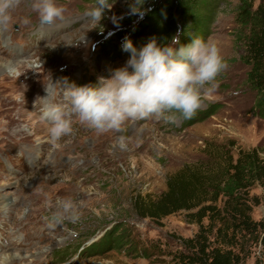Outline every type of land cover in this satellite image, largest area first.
<instances>
[{
  "label": "rangeland",
  "instance_id": "obj_1",
  "mask_svg": "<svg viewBox=\"0 0 264 264\" xmlns=\"http://www.w3.org/2000/svg\"><path fill=\"white\" fill-rule=\"evenodd\" d=\"M148 1L108 0L111 10L92 22L85 13L96 0H56L67 9L63 19L42 24L31 0H20L11 22L0 27V69L9 78L8 83L0 75V264H181L176 256L190 253L186 242L201 231L207 253H229L231 264H264L258 227L249 235L227 220L225 226L218 220L226 218L220 198L213 200V185L240 151L256 149L264 161V120L254 114L256 94L241 61L248 14L260 0H221L201 33L217 42L228 68L191 119L130 120L120 132L100 135L75 123L59 147L47 142V125L33 105L41 106L46 89L59 102L63 78L84 86L124 67L130 58L122 50L125 38L137 49L143 46L131 35ZM4 96L13 103L7 105ZM183 172L200 177L193 210L151 217L148 210L163 197L169 179ZM37 188L53 202L70 197L77 218L49 228L45 217L52 209ZM242 196L240 207L253 223L264 222L261 189L255 185ZM209 206L220 217L207 214L198 221V211ZM113 232L123 235L121 247L106 237Z\"/></svg>",
  "mask_w": 264,
  "mask_h": 264
},
{
  "label": "clouds",
  "instance_id": "obj_2",
  "mask_svg": "<svg viewBox=\"0 0 264 264\" xmlns=\"http://www.w3.org/2000/svg\"><path fill=\"white\" fill-rule=\"evenodd\" d=\"M19 3L20 0H0V27L11 22V13ZM31 8L42 24L63 19L67 11L56 0H31ZM111 8L108 0H96L85 14L90 21L100 22L105 10ZM132 11L138 12L133 7ZM122 50L130 53L126 65L111 70L107 77L99 76L95 84L77 86L63 78L58 83L62 97L59 102H52L46 89L47 97L40 99L43 103L39 112L40 120L47 125V142L52 148L59 147L64 137L73 135L75 123L100 135L120 132L130 120L155 118L174 123L191 119L204 98L218 90V78L228 68L212 38L193 36L184 44L178 33L170 43L158 44L152 37L137 49L126 37ZM119 139L123 147L125 138ZM36 191L44 196L45 207L52 209L51 215L45 217L49 228L77 218V208L70 197L53 202L42 189Z\"/></svg>",
  "mask_w": 264,
  "mask_h": 264
},
{
  "label": "trees",
  "instance_id": "obj_3",
  "mask_svg": "<svg viewBox=\"0 0 264 264\" xmlns=\"http://www.w3.org/2000/svg\"><path fill=\"white\" fill-rule=\"evenodd\" d=\"M220 2L221 0H149L143 21L131 35L132 40L145 45L150 38L155 37L158 44H165L170 43L179 33L181 42L187 44L193 35L206 34ZM248 18V36L241 61L248 68L246 83L256 94L254 114L264 120V0H260L257 8L248 14ZM196 174L183 172L169 179L163 197L151 211L148 210L150 216L160 218L177 212L192 211L200 185V177ZM255 185L261 189L264 201V161L256 149L240 151L235 161L228 162L220 181L213 185V200L216 203L220 198L226 218H218L219 212L209 206L198 211L197 220L201 221L207 214L211 219L215 215L222 224L227 220L233 230L249 235H253L258 227L259 243L264 246V222L253 223L245 209L240 207L243 203L242 194ZM116 232L111 233L115 234L113 238L111 234L106 237L110 244L121 247L124 237L122 234L116 235ZM218 234L220 235V229ZM185 247L190 253L176 256L181 264H231L234 260V256L229 253H207L202 231L194 240L187 241Z\"/></svg>",
  "mask_w": 264,
  "mask_h": 264
},
{
  "label": "bare ground",
  "instance_id": "obj_4",
  "mask_svg": "<svg viewBox=\"0 0 264 264\" xmlns=\"http://www.w3.org/2000/svg\"><path fill=\"white\" fill-rule=\"evenodd\" d=\"M61 27H63V25L61 26H59V27H57L58 29H62ZM44 29H46V28H44ZM8 63V62H7ZM11 64L12 65H15L16 66V68H22V64H19L18 62L17 63H14V62H11ZM4 66V65H3ZM6 66V65H5ZM10 66V65H9ZM2 67V66H1ZM13 67V66H12ZM5 68V67H4ZM2 69V68H1ZM1 69H0V75L2 76V78H0V79H2L3 81L4 80H6L7 82L9 81V78L7 77V75H5V74H3L2 72H1ZM6 69H7V67H6ZM9 83V82H8ZM4 86H5V84H4ZM3 87V86H2ZM10 87V86H9ZM51 88V87H50ZM8 90V88L7 87H3V89H2V91H7ZM10 90V89H9ZM53 92V91H52ZM47 97V94L45 95V94H43L42 95V99L43 98H46ZM3 100H4V102L5 103H7V105L8 104H10V103H13V102H11V100H9V97L8 96H4L3 98H2ZM49 99L50 100H52L53 99V95L52 94H49ZM43 102V101H42ZM54 102H55V100H54ZM35 105V106H34ZM33 106H34V108L37 110L39 107H40V105L39 104H37V102L34 104ZM17 121V120H16ZM19 121V120H18ZM23 121V120H22ZM39 143V142H38ZM33 151V150H32Z\"/></svg>",
  "mask_w": 264,
  "mask_h": 264
}]
</instances>
